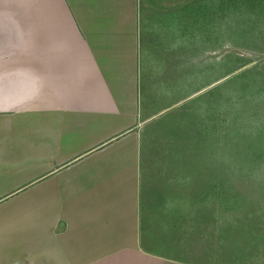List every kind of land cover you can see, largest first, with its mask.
Wrapping results in <instances>:
<instances>
[{"label": "crops", "instance_id": "obj_1", "mask_svg": "<svg viewBox=\"0 0 264 264\" xmlns=\"http://www.w3.org/2000/svg\"><path fill=\"white\" fill-rule=\"evenodd\" d=\"M162 7L0 0V264H196L144 244L142 64Z\"/></svg>", "mask_w": 264, "mask_h": 264}, {"label": "rangeland", "instance_id": "obj_2", "mask_svg": "<svg viewBox=\"0 0 264 264\" xmlns=\"http://www.w3.org/2000/svg\"><path fill=\"white\" fill-rule=\"evenodd\" d=\"M162 2L142 64L144 244L264 264V0Z\"/></svg>", "mask_w": 264, "mask_h": 264}, {"label": "trees", "instance_id": "obj_3", "mask_svg": "<svg viewBox=\"0 0 264 264\" xmlns=\"http://www.w3.org/2000/svg\"><path fill=\"white\" fill-rule=\"evenodd\" d=\"M215 188H216V187H215ZM217 193H218L219 195H221V196H223V195L226 194V193H225V190H223V189L219 190Z\"/></svg>", "mask_w": 264, "mask_h": 264}]
</instances>
